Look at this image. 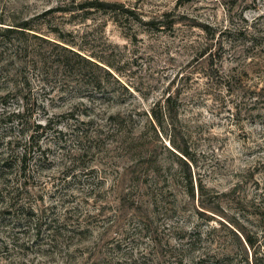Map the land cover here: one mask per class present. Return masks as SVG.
<instances>
[{
	"label": "rangeland",
	"instance_id": "obj_1",
	"mask_svg": "<svg viewBox=\"0 0 264 264\" xmlns=\"http://www.w3.org/2000/svg\"><path fill=\"white\" fill-rule=\"evenodd\" d=\"M102 1L123 9L0 0V20L33 26L0 28V264H264V42L218 37L264 34V0ZM31 135L47 159L32 149L24 177L5 144ZM170 136L194 153L201 196Z\"/></svg>",
	"mask_w": 264,
	"mask_h": 264
},
{
	"label": "trees",
	"instance_id": "obj_2",
	"mask_svg": "<svg viewBox=\"0 0 264 264\" xmlns=\"http://www.w3.org/2000/svg\"><path fill=\"white\" fill-rule=\"evenodd\" d=\"M66 3H60L59 6L52 8L48 11H52V12H60V13H69V12H73V11H77V10H86V9H98L100 7H109L112 9L113 12L116 11V9H123V6L121 5H117V4H108L103 2L102 0H85L82 3H76L75 0H66ZM229 8L226 4V9L227 11L230 13L232 12L233 8H234V4L233 3H229ZM124 11L126 13H131L128 9L124 8ZM10 25L6 24L5 21L0 20V25H4V26H8L6 28H2L0 27L3 32V34H9V33H16L19 32L20 34L25 33V31H33L32 28V20L31 19H27L24 18L22 20H19L18 22H8ZM149 24H153V22H150ZM232 25V24H231ZM203 30H208L207 27L202 28ZM237 32L238 36H242V38L245 41L254 43L257 39H261L264 42V34L261 33H256V35H245L246 29L244 27L240 28V30L234 28L233 26H231L230 28H225L224 30H220L218 33V37H221V39H225L228 40L229 42H231L230 39H232V35ZM35 37V36H34ZM37 39H40L39 37H35ZM212 38H214V35H210V39L212 40ZM264 45V43H263ZM264 47V46H263ZM210 49L209 46H206V49ZM67 49H64V51H66ZM68 53H72L71 51L68 50ZM204 54V53H203ZM76 58L80 59L81 61L90 63L88 62L84 57H82L80 54H73ZM107 74V76L111 79H113L115 81L116 84L119 85L118 81L115 80L113 78V76L109 73V72H105ZM95 85V86H94ZM93 85V91L96 93L99 84H94ZM121 86V85H120ZM102 93V92H99ZM169 99V98H168ZM22 116V114H19L18 112H12V114L10 115V117L8 118V123L12 124L13 121H16L17 125H18V119H20V117ZM119 120V116H112L109 115L107 118V121H112V120ZM153 120L155 121V124L159 126V121L156 120L155 118H153ZM80 123H83V120H80ZM88 124H94L95 121L93 119H89V121L87 122ZM41 127V126H38ZM116 127H119L120 130L122 129V124L120 122H117ZM104 132V127L103 126H97L96 129L94 130V134L95 137H100L101 135H103ZM21 133V131H20ZM33 138L32 135L29 137L28 141H27V146L26 144L22 145V140L20 138H14L13 140H7L5 146L11 148V145L14 144V146H18L22 149V152L20 153V157H18L16 160H18L19 166L18 169L20 171V173L25 177V170H26V164H27V157L30 154V151L34 148L37 147V149H40V146L33 143ZM168 143L170 144V147L178 154L174 153L173 151L166 149L168 151V153L170 154V156L174 159L176 165L181 169L182 175L181 180H182V185L184 190L186 191V194L188 195V197H190L191 199L194 198V188L196 191V195L197 196H201L202 193L205 190V187L203 186V181H202V176L200 174H196L195 172V168H196V159H195V155L194 153L191 152V150H189L188 146L184 145L181 146L179 144V142H176V140H174V138H172L171 136L168 138ZM17 147V148H18ZM36 149V150H37ZM38 151V150H37ZM9 155L10 154H2L1 158H0V170H4L5 175L6 173H8L9 168H8V159H9ZM40 159L42 160H46L47 156L45 151L41 150L40 152ZM121 169H123V167H121ZM172 182V187L175 188L177 187L176 185H178V182L176 180L171 181ZM170 182V183H171ZM236 227V226H235ZM237 231H239V234L243 237L244 243L247 246V248L252 249L253 248V241L247 237L246 235H244L243 231L237 226L236 227ZM235 236V234H234ZM237 240H239L238 238H236ZM255 264L256 261H255Z\"/></svg>",
	"mask_w": 264,
	"mask_h": 264
},
{
	"label": "water",
	"instance_id": "obj_3",
	"mask_svg": "<svg viewBox=\"0 0 264 264\" xmlns=\"http://www.w3.org/2000/svg\"><path fill=\"white\" fill-rule=\"evenodd\" d=\"M167 147L171 150V151H173L174 153H176L172 148H170L168 145H167ZM177 154V153H176ZM178 155V154H177Z\"/></svg>",
	"mask_w": 264,
	"mask_h": 264
}]
</instances>
